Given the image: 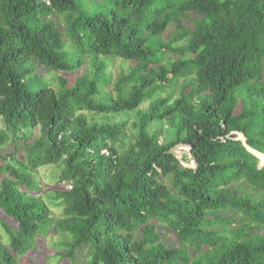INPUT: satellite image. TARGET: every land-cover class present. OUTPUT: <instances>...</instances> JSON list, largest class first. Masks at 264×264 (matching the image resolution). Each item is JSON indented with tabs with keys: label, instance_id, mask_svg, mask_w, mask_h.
I'll return each mask as SVG.
<instances>
[{
	"label": "trees",
	"instance_id": "16d2710c",
	"mask_svg": "<svg viewBox=\"0 0 264 264\" xmlns=\"http://www.w3.org/2000/svg\"><path fill=\"white\" fill-rule=\"evenodd\" d=\"M8 142L0 264H264V0H0Z\"/></svg>",
	"mask_w": 264,
	"mask_h": 264
},
{
	"label": "rangeland",
	"instance_id": "374dc122",
	"mask_svg": "<svg viewBox=\"0 0 264 264\" xmlns=\"http://www.w3.org/2000/svg\"><path fill=\"white\" fill-rule=\"evenodd\" d=\"M127 62L122 63L120 58H114L112 60L109 61V70L112 72V75L114 77V75H118L119 73V68L122 67L123 70H125L127 68ZM85 68H87L88 66L85 64L84 65ZM77 74L76 73H72L71 75H69L70 77H75ZM176 86H173L171 88V91H175ZM154 125V124H153ZM153 126H150V129H152ZM157 129L161 132V139L166 140L169 138V132L168 129L165 127V125H161L158 126ZM171 136V134H170ZM172 137H173V132H172ZM11 147L12 145L8 142L4 145H2L0 147V153H6L11 151ZM181 152V153H180ZM188 150L185 148H177L175 151V154L178 157H184V162L189 163L190 165H193V161L191 160V158L188 155ZM182 155V156H181ZM264 162V156H260V164H262ZM41 175L43 177V181H45L44 186L49 188H57L58 185H56L53 182L52 179V175H56L57 170L54 169V167L48 166V167H42L41 169ZM1 176V175H0ZM57 213V212H55ZM56 242L57 241V236H53L52 239H48V237H46L45 239H41L38 244L37 247L34 248V250H32L31 252H29L26 256V258H24L25 260L23 262L28 263V264H45V262H47L48 264H55L57 261H51L53 259H47V261L45 260V257L48 256H52L54 254V250L52 248H49V244H52L51 242ZM84 260L83 255H79V260H78V264L81 263ZM65 264V263H63Z\"/></svg>",
	"mask_w": 264,
	"mask_h": 264
},
{
	"label": "clouds",
	"instance_id": "9594fccd",
	"mask_svg": "<svg viewBox=\"0 0 264 264\" xmlns=\"http://www.w3.org/2000/svg\"><path fill=\"white\" fill-rule=\"evenodd\" d=\"M122 61V59H120Z\"/></svg>",
	"mask_w": 264,
	"mask_h": 264
}]
</instances>
